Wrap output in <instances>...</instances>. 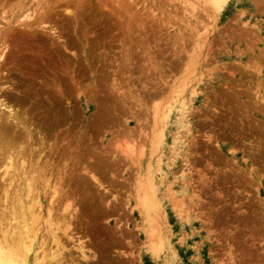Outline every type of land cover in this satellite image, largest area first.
Returning <instances> with one entry per match:
<instances>
[{"label":"rangeland","instance_id":"374dc122","mask_svg":"<svg viewBox=\"0 0 264 264\" xmlns=\"http://www.w3.org/2000/svg\"><path fill=\"white\" fill-rule=\"evenodd\" d=\"M213 1L0 0L3 247L32 206L39 264H264V0Z\"/></svg>","mask_w":264,"mask_h":264},{"label":"bare ground","instance_id":"6f19581e","mask_svg":"<svg viewBox=\"0 0 264 264\" xmlns=\"http://www.w3.org/2000/svg\"><path fill=\"white\" fill-rule=\"evenodd\" d=\"M213 1V0H212ZM216 1V0H215ZM214 2V1H213ZM211 4V3H210ZM189 5V4H188ZM215 5V3H214ZM191 6V5H189ZM215 9V8H214ZM197 26V25H196ZM200 27V26H199ZM3 52V51H2ZM2 54V53H1ZM147 93V92H146ZM167 101V100H166ZM3 103V102H1ZM9 105V104H8ZM7 105V106H8ZM5 106H6V103H5ZM157 107V106H156ZM155 108V107H154ZM1 110V109H0ZM169 111V110H168ZM9 112L6 113L8 115H10L11 117L14 115H11L10 111H7ZM15 113V112H14ZM3 113H0V115H2ZM5 114V113H4ZM163 114H165L163 108L160 107H157L155 108V111H154V117H153V121H154V124H158L157 121L159 122V117L160 116H163ZM7 115V116H8ZM16 115V114H15ZM14 115V116H15ZM8 116V118L10 117ZM17 116V115H16ZM5 117V115L3 116ZM14 120L16 118H13ZM13 119H10V120H13ZM18 119V118H17ZM16 119V120H17ZM15 120V121H16ZM2 122L4 120H1ZM19 121V120H18ZM1 122V123H2ZM9 122V120H8ZM11 122V121H10ZM4 123V122H3ZM12 124V123H11ZM16 124V123H15ZM155 124V125H156ZM4 125V124H3ZM1 126L0 125V160H3L1 162H6L8 161V163L5 164V174L9 173V169H14V164L13 162L14 161V158L17 157V153H20L13 141L12 138L9 137L8 135V132H7V128L5 126ZM18 125V124H17ZM159 125V124H158ZM17 127V126H16ZM156 127V126H155ZM157 128V127H156ZM14 138V137H13ZM16 141V140H15ZM20 145V144H19ZM19 147V146H18ZM26 149V148H25ZM155 149V148H154ZM23 150V149H22ZM30 156V155H29ZM21 157V156H20ZM19 158V157H18ZM30 158V157H29ZM21 160V158H19ZM23 159V158H22ZM25 161V160H24ZM38 161V160H37ZM0 162V163H1ZM22 162V161H21ZM35 163V162H34ZM24 164V163H22ZM51 164V163H50ZM35 165V164H34ZM29 168V167H28ZM38 168V166H37ZM16 169V167H15ZM34 170H32L33 172ZM30 172V171H29ZM10 176H15L14 175V172L11 173ZM12 178V177H11ZM239 178V177H238ZM4 180V179H3ZM9 180H12L9 178ZM5 181V180H4ZM30 183V182H28ZM30 186V184L28 185ZM29 190V188H28ZM32 191V190H31ZM36 192V191H35ZM155 197V195H153ZM151 198V197H150ZM34 200V199H33ZM154 200V199H152ZM140 201L141 203L143 204V206L149 208L150 207V204H151V200L146 196V193L144 194H141L140 195ZM154 202V201H153ZM152 202V203H153ZM156 203V202H155ZM35 204V202L33 203ZM29 205V204H28ZM37 205V204H36ZM39 205V204H38ZM152 205V204H151ZM24 206V205H23ZM30 206V205H29ZM154 206V204H153ZM31 207V208H30ZM28 208L27 206V209L25 211V213H23L20 217V221H21V228H22V231L20 232V235L18 236V240L15 242L14 245H12L11 247H6V246H2V240L0 241V264H36V261H37V264L38 263V259H39V254L38 253H35L34 255H32V252H33V246H34V243H35V240L36 238L38 237L37 235V227L39 226V223L41 224V219H44L43 218V215L41 213V211H39L37 214L35 212V208H32V206H30ZM38 207V206H37ZM40 207V205H39ZM41 208V207H40ZM39 210H42L40 209ZM38 210V209H37ZM54 213V212H53ZM53 217V216H52ZM47 218L48 220H46L47 222V225L51 224V210H47ZM59 219V218H58ZM45 220V219H44ZM68 221V220H67ZM56 224V222H55ZM63 225H65L63 223ZM69 229V228H68ZM63 232V231H62ZM14 237V236H13ZM12 238V237H11ZM46 239V238H45ZM6 240V239H5ZM44 240V239H43ZM59 238L56 237V240H55V243H56V247H55V250L53 249V251L55 253H57L60 248H63L62 247V243L58 241ZM38 241V240H37ZM8 242V241H7ZM6 243V242H5ZM36 246V245H35ZM42 246V245H41ZM83 246V245H82ZM82 246H81V249H82ZM51 249H52V246H51ZM69 249V248H68ZM53 251H50L49 254L50 256L52 255L51 252ZM42 252V251H41ZM40 252V253H41ZM82 253V256L83 257H86L83 249L81 251ZM48 253L47 252H43L42 254V258H41V262L40 264H44L42 263L43 260L47 257ZM30 257H32V259H30ZM65 257V256H64ZM98 257V256H97ZM30 260L32 262H30ZM59 259H57V263H58ZM66 261V260H64ZM81 263V262H80ZM62 264V263H61Z\"/></svg>","mask_w":264,"mask_h":264}]
</instances>
